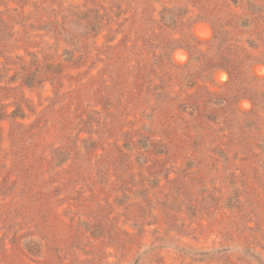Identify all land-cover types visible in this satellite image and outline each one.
I'll return each mask as SVG.
<instances>
[{
	"label": "rangeland",
	"instance_id": "374dc122",
	"mask_svg": "<svg viewBox=\"0 0 264 264\" xmlns=\"http://www.w3.org/2000/svg\"><path fill=\"white\" fill-rule=\"evenodd\" d=\"M0 264H264V0H0Z\"/></svg>",
	"mask_w": 264,
	"mask_h": 264
},
{
	"label": "trees",
	"instance_id": "16d2710c",
	"mask_svg": "<svg viewBox=\"0 0 264 264\" xmlns=\"http://www.w3.org/2000/svg\"><path fill=\"white\" fill-rule=\"evenodd\" d=\"M81 40V39H80ZM80 40H78V42L80 41ZM69 54H70V51L68 50V49H66V50H64L63 51V56L65 57V58H68V57H70L69 56ZM20 85L21 86H23V87H27V88H29V89H31V88H33L34 86L32 85V81H31V78L28 76V77H23L21 80H20ZM17 111V109L15 108L10 114H11V116H15L16 115V112ZM20 119H24V116H20Z\"/></svg>",
	"mask_w": 264,
	"mask_h": 264
}]
</instances>
